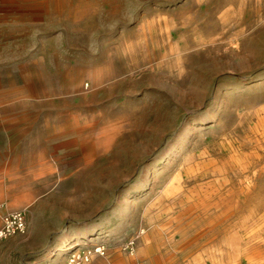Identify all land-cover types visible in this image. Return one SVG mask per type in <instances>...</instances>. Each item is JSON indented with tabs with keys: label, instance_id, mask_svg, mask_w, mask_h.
<instances>
[{
	"label": "rangeland",
	"instance_id": "1",
	"mask_svg": "<svg viewBox=\"0 0 264 264\" xmlns=\"http://www.w3.org/2000/svg\"><path fill=\"white\" fill-rule=\"evenodd\" d=\"M263 107L264 0H0V264H249Z\"/></svg>",
	"mask_w": 264,
	"mask_h": 264
},
{
	"label": "built area",
	"instance_id": "2",
	"mask_svg": "<svg viewBox=\"0 0 264 264\" xmlns=\"http://www.w3.org/2000/svg\"><path fill=\"white\" fill-rule=\"evenodd\" d=\"M27 231L26 213L23 210L14 211L5 214L1 219L0 224V245L5 240L20 234H25ZM128 252H133L134 241L128 245ZM105 248L100 247L96 253L100 255L105 254ZM70 264H81L79 257L75 256L71 259Z\"/></svg>",
	"mask_w": 264,
	"mask_h": 264
},
{
	"label": "bare ground",
	"instance_id": "3",
	"mask_svg": "<svg viewBox=\"0 0 264 264\" xmlns=\"http://www.w3.org/2000/svg\"><path fill=\"white\" fill-rule=\"evenodd\" d=\"M184 1V0H183ZM198 3V2H197ZM259 7V6H258ZM231 11V10H230ZM230 13V12H229ZM148 21V20H147ZM220 21V20H219ZM222 23V22H221ZM169 39V38H168ZM229 47V46H228ZM221 53V52H220ZM98 70V69H97ZM64 75V74H63ZM264 108V107H263ZM216 159V158H215ZM191 163V162H190ZM264 221V220H263ZM202 231V230H201ZM144 232V230L140 233L141 237L140 240H144V238L142 237V233ZM247 234V233H246ZM148 244V243H147ZM144 251H150V249H144ZM140 252V251H139ZM141 253V252H140ZM150 253V252H149ZM148 253V254H149ZM95 256V255H94ZM97 256V255H96ZM264 257V253L263 252H260L259 250H257L256 248H252L248 251H246L244 254H243V258L244 260L247 261V263L249 264H254L255 262H257L259 259L263 258ZM121 264V263H120Z\"/></svg>",
	"mask_w": 264,
	"mask_h": 264
}]
</instances>
